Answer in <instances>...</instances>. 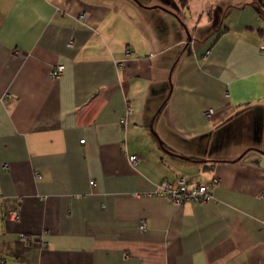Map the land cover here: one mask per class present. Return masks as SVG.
Wrapping results in <instances>:
<instances>
[{
  "label": "crops",
  "instance_id": "crops-1",
  "mask_svg": "<svg viewBox=\"0 0 264 264\" xmlns=\"http://www.w3.org/2000/svg\"><path fill=\"white\" fill-rule=\"evenodd\" d=\"M261 46L251 0H0V264H264Z\"/></svg>",
  "mask_w": 264,
  "mask_h": 264
},
{
  "label": "built area",
  "instance_id": "built-area-1",
  "mask_svg": "<svg viewBox=\"0 0 264 264\" xmlns=\"http://www.w3.org/2000/svg\"><path fill=\"white\" fill-rule=\"evenodd\" d=\"M80 17L81 19H85L86 16L85 14H82ZM259 50L262 54H264V46H261ZM62 74L63 66L56 65L51 68L49 72V77L54 80L60 78ZM5 97H9V94H6ZM213 113L214 111L212 109H208L203 112V115L209 118ZM120 123L123 127H125V118H120ZM80 141L83 142L84 140L81 139ZM128 159L133 166L137 165L139 162V158L135 154L130 155ZM217 185V178L205 180L197 185H191L184 176L178 175L173 180H164L160 182L156 186V189L152 192V195L168 197L176 206H182L189 202L205 203L214 199L213 193ZM262 196H264V194H262ZM9 217L13 220H16L18 219V213L16 211H12L9 213ZM139 228H146L145 223L143 221L140 222ZM19 239L32 244L35 243L37 237L29 234H20Z\"/></svg>",
  "mask_w": 264,
  "mask_h": 264
},
{
  "label": "trees",
  "instance_id": "trees-1",
  "mask_svg": "<svg viewBox=\"0 0 264 264\" xmlns=\"http://www.w3.org/2000/svg\"><path fill=\"white\" fill-rule=\"evenodd\" d=\"M252 3H255L257 7L264 13V0H251Z\"/></svg>",
  "mask_w": 264,
  "mask_h": 264
}]
</instances>
